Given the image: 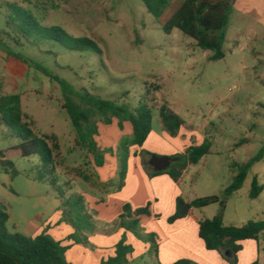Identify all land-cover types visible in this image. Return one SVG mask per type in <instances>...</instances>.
Here are the masks:
<instances>
[{
    "label": "rangeland",
    "instance_id": "1",
    "mask_svg": "<svg viewBox=\"0 0 264 264\" xmlns=\"http://www.w3.org/2000/svg\"><path fill=\"white\" fill-rule=\"evenodd\" d=\"M170 1L166 17L182 2ZM11 4L28 10L42 26L60 25L73 36L94 39L102 53L92 49L69 50L54 40L19 34L14 24L8 25L10 17L15 16ZM231 22L229 39L224 45L226 57L212 60L211 51L197 46L196 41L180 29L166 33L143 0H0V30L9 33L3 36L9 50L42 64L83 94L111 100L131 110L140 103L152 107V136L139 153L142 161L149 162L154 155L168 156L162 155L160 150V137L168 132L160 116L163 105L179 115L186 128L195 131L191 140L202 135L211 141L210 152L190 167L181 184L184 198L192 200L212 195L223 197L239 167L264 148V65L248 56L252 52L250 43L233 40ZM240 48L248 53L245 69L240 63L243 53ZM0 51V95L20 94L25 121L38 136L48 138L55 159L53 165H45L38 154L24 156L19 128L7 124L0 113V204L7 207L10 215L6 230L31 236L42 225L41 233L54 238L52 234L57 236L70 229L66 236L70 240L69 236L77 233L75 223L83 224L89 219L86 213L77 212L78 196L82 195V190L95 194V189L101 187L94 168L95 157L80 145L64 107L66 98L61 85L32 64ZM74 99L80 101L78 97ZM101 119L100 115L93 118L99 120L93 140L105 162L107 153L96 140L100 130L98 123H105ZM118 120L122 125L126 121ZM122 138L116 147L105 148L112 149L108 154L118 159L117 173L119 156L124 155L123 146L120 147ZM118 177L119 174L112 180ZM255 177L264 186V153L263 158L250 167L242 188L226 198V225L242 226L250 220L264 219V190L258 198L250 197ZM108 183H102L107 191L98 195L103 199L108 193L116 192ZM83 196L94 216L95 232L119 227V217L97 226L98 209L92 210L86 195ZM181 202L186 201L179 202V211ZM220 209V204L214 203L197 210L196 215L206 220L217 215ZM74 212L80 219H74L75 223L70 219ZM142 227L144 237L153 233ZM139 240L148 245V251L131 257L135 250L132 245L125 264H163L152 248L153 242ZM156 241L158 243V235ZM184 259L197 262L187 257L177 261ZM255 263L264 264L262 235L251 245L243 246L235 264Z\"/></svg>",
    "mask_w": 264,
    "mask_h": 264
},
{
    "label": "trees",
    "instance_id": "2",
    "mask_svg": "<svg viewBox=\"0 0 264 264\" xmlns=\"http://www.w3.org/2000/svg\"><path fill=\"white\" fill-rule=\"evenodd\" d=\"M181 4L174 8L170 16L166 17V11L171 6L170 0H143L148 10L155 18L160 20L163 29L170 34L174 29H180L184 34L193 38L197 46L203 50L212 52V60H221L226 57L224 45L226 42V31L233 11L234 0H181ZM11 9L15 16H11L8 25H15L19 34L26 36H37L44 39L54 40L62 44L69 50L85 51L92 49L102 53L99 44L90 37H78L71 35L60 25L50 27L42 26L32 16V14L23 7L11 4ZM9 34L0 30V49L8 55L13 56L26 64H32L37 70L57 81L64 92L66 102L64 107L67 109L72 124L77 131L80 145L95 157L97 166L104 165V155H101L97 144L93 140V135L97 133V122L93 120L94 116H102L101 121L106 124L112 122L113 117L120 120H128L132 123L133 134L131 137H124L120 142L123 146L124 155L119 156V177L117 180H110L108 186H113V190H120L125 185V179L128 172V158L130 148L134 145L143 146L148 138L153 123V110L147 103H140L135 109H130L125 105H118L111 100H106L90 94H83L65 79L52 73L48 68L40 63L31 61L19 53L9 50L3 36ZM20 38V37H19ZM17 37V42H21ZM80 98V101L74 99ZM0 113L4 121L10 126L18 127V136L22 138L20 145L22 154L30 156L38 154L41 156L45 165H53L54 151L48 142L47 137L38 136L34 130L25 121V115L22 110L20 94L0 95ZM160 116L164 127L172 136L178 135L184 125V120L166 105L160 109ZM122 128V121H120ZM211 141L205 140L200 145H191L185 152L179 153L176 157L179 160L174 162L167 170L151 171L153 167L147 160H143L144 167L150 176L167 173L170 177L178 181L184 170L190 164L199 163L202 158L210 152ZM112 149H104L105 153L113 152ZM264 148L259 154L248 163L239 167V171L234 177L233 183L226 188L223 197L218 195L200 197L190 202V207H206L214 203L220 204V211L213 218H209L199 223V235L203 239L208 250H216L221 256L232 264L237 262V254L242 250V242L250 239L259 240L264 233V219L250 220L242 226L226 225L224 223V214L226 209V198L240 190L248 175L250 167L263 158ZM13 166L12 162H9ZM264 186L260 185L257 177L252 182L250 197L258 198ZM78 213H86L89 219L82 224L75 223L78 219V213L70 217L76 224V234L70 235L69 239L74 243H80L85 246H92L89 236L95 233V224L93 214L86 206L83 195L78 196ZM181 198L178 199V204ZM151 203L145 207L133 209L127 203L123 206V212L119 216L117 226L126 231L133 232L139 239H150L153 242L152 248H158L155 233L144 237L140 216L152 215L150 210ZM66 215V214H65ZM187 212H177L168 218L170 223L185 217ZM159 216V215H157ZM9 212L5 205L0 204V264H71L66 258V251L70 246L63 245L61 241L56 240L46 232L36 236H28L21 233H8L6 225L9 220ZM146 235V234H145ZM133 250L132 245L126 243V236L117 244L116 255L103 261V264H125L128 262L127 255ZM173 264H199L192 260H179ZM256 264V263H255Z\"/></svg>",
    "mask_w": 264,
    "mask_h": 264
},
{
    "label": "crops",
    "instance_id": "3",
    "mask_svg": "<svg viewBox=\"0 0 264 264\" xmlns=\"http://www.w3.org/2000/svg\"><path fill=\"white\" fill-rule=\"evenodd\" d=\"M230 22L233 40L236 43L239 40H245L252 47V52L249 55L244 48H240L243 52L240 62L242 67L246 68L247 55L259 60L264 65V0H234ZM228 39L227 27L226 40ZM98 124L100 130L96 135V140L101 149L116 147L123 136H132L133 134L132 123L128 120L123 122V128L120 127L117 117H113L110 124L102 122ZM194 133L195 131L192 129L186 128L185 122L176 137L165 131L160 137L162 140L160 150L164 153L162 155L175 156L185 152L191 145L202 144L206 137L199 135L195 140H191ZM151 136L152 133L149 134L143 146L134 145L131 147L125 185L116 192L108 193L106 199L98 195L107 191L104 187L102 188V183H107L117 177L118 159L116 156L107 153L105 154L104 165L97 166L94 163L101 187L97 186L98 189H95L97 192H94L95 194L89 195L83 190L81 194L86 195L92 210L98 209L97 226L103 225L104 222L110 223L117 220L123 212V206L127 203L133 209L145 207L151 203L152 215H141L140 220L147 232L158 235V248L155 251L163 264H172L184 257L192 258L200 264H228L218 251L208 250L199 235V223L205 217L197 216L196 212L204 207H190L185 217L177 219L172 224L168 222V218L177 211L179 198L188 204L194 200L185 199V192L181 189V184L193 164L187 166L178 181L173 180L167 173L158 174L151 178L139 155L140 151L148 145ZM42 230L43 226L40 225L31 236L40 234ZM64 232L57 236L52 235L63 245L70 246L66 251V258L71 264H102L103 260L116 255V246L124 234L126 235V243L133 245L135 249L131 257L143 255L148 251V245L136 238L132 232L125 233V229L122 227H117L112 231L96 230L89 236L92 246L74 244L73 240L66 239L71 230H64ZM253 242L254 239L246 240L242 242V245H251ZM241 252L242 250L239 253ZM253 260L254 257L250 262Z\"/></svg>",
    "mask_w": 264,
    "mask_h": 264
},
{
    "label": "water",
    "instance_id": "4",
    "mask_svg": "<svg viewBox=\"0 0 264 264\" xmlns=\"http://www.w3.org/2000/svg\"><path fill=\"white\" fill-rule=\"evenodd\" d=\"M179 157L170 156H157L154 155L150 158L149 164L154 168L155 171L167 170L174 162L178 161ZM190 208V205L186 202L180 203V212L185 213Z\"/></svg>",
    "mask_w": 264,
    "mask_h": 264
}]
</instances>
